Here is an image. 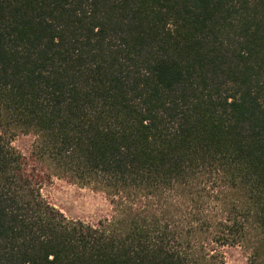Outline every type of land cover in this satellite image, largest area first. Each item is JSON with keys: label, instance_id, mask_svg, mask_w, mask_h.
I'll list each match as a JSON object with an SVG mask.
<instances>
[{"label": "trees", "instance_id": "16d2710c", "mask_svg": "<svg viewBox=\"0 0 264 264\" xmlns=\"http://www.w3.org/2000/svg\"><path fill=\"white\" fill-rule=\"evenodd\" d=\"M19 135L112 215L51 205ZM226 248L264 264V0H0V264H225Z\"/></svg>", "mask_w": 264, "mask_h": 264}, {"label": "rangeland", "instance_id": "374dc122", "mask_svg": "<svg viewBox=\"0 0 264 264\" xmlns=\"http://www.w3.org/2000/svg\"><path fill=\"white\" fill-rule=\"evenodd\" d=\"M32 142V136L19 135L12 146L21 153L29 171L47 173V164L38 162L31 154ZM42 176L38 184L42 196L67 218L96 223L112 215L113 207L103 193L81 188L52 174ZM224 252L225 264H249L247 254L240 248H226Z\"/></svg>", "mask_w": 264, "mask_h": 264}]
</instances>
